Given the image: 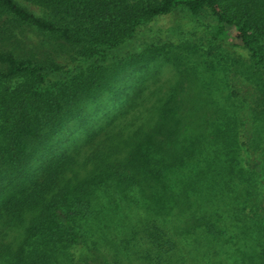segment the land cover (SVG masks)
<instances>
[{"label":"rangeland","instance_id":"rangeland-1","mask_svg":"<svg viewBox=\"0 0 264 264\" xmlns=\"http://www.w3.org/2000/svg\"><path fill=\"white\" fill-rule=\"evenodd\" d=\"M16 1L62 21V13ZM198 18L194 22L181 7L160 18L164 28L184 37L126 65L111 88L82 97L79 115L32 152L36 186L47 185L44 178L55 161L64 165L66 179L77 173L90 181L93 212L81 217V227L86 247L95 249V264H264V76L240 48L205 31L206 23L214 21L209 13ZM80 49L9 13L0 14L2 51L43 65L72 66ZM20 80L5 86L11 89ZM172 130L179 131L178 138L165 145ZM6 144L0 136V145ZM103 164L119 169L136 165L159 184L147 181L142 191L136 185L122 187L106 177L111 174H99ZM165 182L169 191L163 189ZM2 188L0 263L8 264L35 243L27 238L31 212L12 215L7 202L19 193L6 199ZM170 191L176 209L166 214L161 208L150 210L147 202L153 196L161 204ZM154 224L174 240L165 254L152 249ZM57 258L49 264H71L68 251ZM74 264L87 262L78 258Z\"/></svg>","mask_w":264,"mask_h":264},{"label":"trees","instance_id":"trees-1","mask_svg":"<svg viewBox=\"0 0 264 264\" xmlns=\"http://www.w3.org/2000/svg\"><path fill=\"white\" fill-rule=\"evenodd\" d=\"M29 1L62 13V21L58 23L54 15H37L16 0H0V14L9 13L19 22L79 44L81 49L72 66L43 65L33 57L22 58L12 50H0V64L5 67L0 72V136L7 142L0 145V187H4L6 199L19 193L11 202L5 200L12 215L20 217V211L31 212L26 223L27 238L35 243L34 248L21 251L8 264H49L67 251L71 264L78 258L95 264L91 259L95 255L93 247H86L81 227V217L93 212L88 197L90 181L80 179L77 173L73 180L66 179L64 165L55 161L47 169V185L38 188L29 165L32 152L46 145L69 119L79 115L82 97L97 89L111 88L126 65L137 64L152 57L153 51L163 45L172 46L182 39L184 33L170 32L158 23L178 7L194 16V22L200 21L198 17L203 12L209 13L214 21L206 23L205 31L215 40L240 48L249 64L264 76V0ZM14 78L21 80L8 89L5 82ZM178 132L169 131L165 145ZM106 173L122 187L136 185L141 191L147 181L159 184L136 165L119 169L103 164L99 174L103 177ZM165 184L163 189L169 191ZM54 187L56 192L48 193ZM164 198L160 204L158 196H153L147 202L150 210L161 208L166 214L176 209V197L171 191ZM152 229V249L169 252L174 246L171 235L156 224Z\"/></svg>","mask_w":264,"mask_h":264}]
</instances>
